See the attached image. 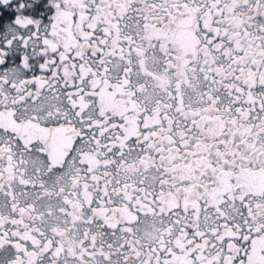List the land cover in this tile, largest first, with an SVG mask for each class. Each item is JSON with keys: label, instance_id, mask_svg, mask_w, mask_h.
Masks as SVG:
<instances>
[{"label": "snow or ice", "instance_id": "snow-or-ice-1", "mask_svg": "<svg viewBox=\"0 0 264 264\" xmlns=\"http://www.w3.org/2000/svg\"><path fill=\"white\" fill-rule=\"evenodd\" d=\"M13 6L0 264H264V0Z\"/></svg>", "mask_w": 264, "mask_h": 264}, {"label": "flooded vegetation", "instance_id": "flooded-vegetation-1", "mask_svg": "<svg viewBox=\"0 0 264 264\" xmlns=\"http://www.w3.org/2000/svg\"><path fill=\"white\" fill-rule=\"evenodd\" d=\"M16 3V0H9L7 6L0 3V9H3V15L8 17H13L16 14V8L13 6Z\"/></svg>", "mask_w": 264, "mask_h": 264}]
</instances>
